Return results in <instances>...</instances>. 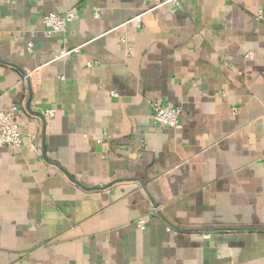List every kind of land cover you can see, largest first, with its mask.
<instances>
[{
    "label": "crops",
    "instance_id": "0c3cea01",
    "mask_svg": "<svg viewBox=\"0 0 264 264\" xmlns=\"http://www.w3.org/2000/svg\"><path fill=\"white\" fill-rule=\"evenodd\" d=\"M0 111V264H264V0H0Z\"/></svg>",
    "mask_w": 264,
    "mask_h": 264
},
{
    "label": "built area",
    "instance_id": "2783aa9c",
    "mask_svg": "<svg viewBox=\"0 0 264 264\" xmlns=\"http://www.w3.org/2000/svg\"><path fill=\"white\" fill-rule=\"evenodd\" d=\"M181 0H160V4L178 6ZM76 17L72 11L65 14H59L56 12H49L43 17L44 34L47 36H53L60 32H63L66 25ZM31 47L30 44L28 46ZM69 52H62L61 55L68 54ZM45 116L52 117L54 112L52 109L45 110ZM180 108L176 106L163 105L159 103L152 104L151 117L155 123L175 127L179 122ZM23 137L19 124L15 121L10 111H0V146H7L11 148H19L23 144ZM30 146L36 144L35 136H30L27 140ZM145 220L140 217L136 220V224L139 228L145 227Z\"/></svg>",
    "mask_w": 264,
    "mask_h": 264
},
{
    "label": "water",
    "instance_id": "95a60500",
    "mask_svg": "<svg viewBox=\"0 0 264 264\" xmlns=\"http://www.w3.org/2000/svg\"><path fill=\"white\" fill-rule=\"evenodd\" d=\"M25 75V74H24ZM26 76V75H25ZM26 78H27V76H26ZM28 80V79H27Z\"/></svg>",
    "mask_w": 264,
    "mask_h": 264
}]
</instances>
